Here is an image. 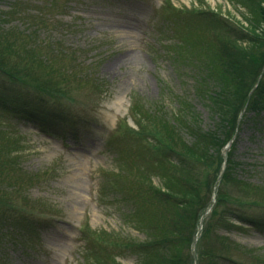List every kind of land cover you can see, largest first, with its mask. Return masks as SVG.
Segmentation results:
<instances>
[{"label":"rangeland","instance_id":"rangeland-1","mask_svg":"<svg viewBox=\"0 0 264 264\" xmlns=\"http://www.w3.org/2000/svg\"><path fill=\"white\" fill-rule=\"evenodd\" d=\"M248 5L0 0V40L24 54L0 70V264H165L177 248L180 264H264V109L224 116L208 66L221 46L264 81ZM182 105L200 134L174 121ZM157 113L187 148L216 131L206 167L174 152Z\"/></svg>","mask_w":264,"mask_h":264},{"label":"trees","instance_id":"trees-1","mask_svg":"<svg viewBox=\"0 0 264 264\" xmlns=\"http://www.w3.org/2000/svg\"><path fill=\"white\" fill-rule=\"evenodd\" d=\"M248 1V0H247ZM252 0H249V5L248 7L250 8L249 13L251 17L246 19L247 22V27L245 30V34L247 35L244 39L247 41L250 45V47H263L264 48V0H258L254 1V4L251 3ZM251 6V7H250ZM39 18V17H38ZM41 21V19L39 18ZM256 25V26H255ZM251 36V37H250ZM24 38H29L28 35H24ZM2 42H0V70L6 71L10 74L17 75L18 71L17 68L11 63V60L9 58L13 57V53H15L16 57H23L24 54H21L19 48L20 47H12L11 43L7 42L10 41L7 37H1ZM28 39H26V42ZM262 42V43H261ZM263 44V45H262ZM258 47V48H259ZM224 48H220L218 50L209 51L208 56L210 58V61L208 63V66L210 65V72H213L211 74H215L217 78H214L213 80L215 81L216 85L220 87L221 92H219L216 96H213L212 94V102L215 106L220 107V111L224 114V116H227L228 114H231L233 111H242L246 106H253V108H257L258 110L264 109V81L262 80L259 85L256 87L255 81H250L247 79V76L249 75V72L246 67H244L243 62H238L236 58H233L232 53L225 48V51L223 50ZM227 52V53H226ZM220 53V54H219ZM220 56H226L229 59L228 64H224L218 59H224L220 58ZM14 56V57H15ZM71 62H73L71 60ZM207 66V67H208ZM209 71V70H208ZM186 105H182L181 111L176 115L174 118V121H179V116H182V119H180V122L182 126H188L190 131H198V134L201 125L198 124V121H200L199 116L195 115L193 111H186L184 109ZM180 109V110H181ZM186 112H185V111ZM136 113V112H134ZM153 114V113H152ZM155 117L154 120H152L153 126L155 128H158L159 132L164 133V137L168 142H170V147L174 150L175 153L183 154L189 157L192 161L196 163H201L203 167H206L208 165V159L210 158L208 156V149L209 146H218L219 142L217 141V133L215 132H208L205 133V141L202 143H193L192 145H189V148L185 147L184 143H179L180 140L177 139L176 137L173 136L172 133L168 132L167 129L169 128L165 124H163V127H161V124L157 118H159L161 115L160 113L154 114ZM191 117V120L186 121L188 117ZM155 119L156 122H155ZM186 121L185 122H183ZM230 123V121H229ZM164 130H162V129ZM143 132H146L143 130ZM196 138V137H195ZM228 142V141H227ZM221 144L219 146V153H223L224 148L226 147V143ZM178 152H177V151ZM217 151V152H218ZM3 153V152H2ZM11 152H9L7 155L4 153L0 155V162H2V157L6 158L5 161L8 162V159H10ZM5 162V163H6ZM5 166V165H3ZM0 167L2 165L0 164ZM230 163L227 165V169H230ZM173 182L169 181V179L166 181V190L168 193H173L174 189L171 186ZM261 195H264V193H260ZM183 199V207L187 211H190L191 208L196 206V202L199 200V191L197 189H190V191H184L182 194ZM203 208L199 211V214L203 212ZM198 214V215H199ZM121 245H125L127 247H131L132 244L129 242H125ZM153 246V245H152ZM170 245H168L169 247ZM171 247H174L176 249V245L170 246L168 249L169 253H171ZM151 250L147 253V255L150 253ZM181 249L177 248L174 250L171 254H166L163 256V259L165 260L166 264V259L168 260L167 264H180L181 259ZM146 256L142 255L143 263L145 264H156L153 261L149 260V256L147 257L148 261L145 260ZM161 264H163L161 262Z\"/></svg>","mask_w":264,"mask_h":264},{"label":"water","instance_id":"water-1","mask_svg":"<svg viewBox=\"0 0 264 264\" xmlns=\"http://www.w3.org/2000/svg\"><path fill=\"white\" fill-rule=\"evenodd\" d=\"M228 146H231V143H230ZM227 149H228V147H227ZM196 242H197V241H196ZM194 247H196V243H195Z\"/></svg>","mask_w":264,"mask_h":264}]
</instances>
